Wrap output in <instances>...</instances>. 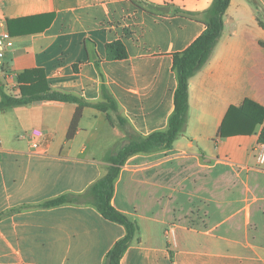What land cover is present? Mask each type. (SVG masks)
<instances>
[{"label": "crops", "instance_id": "crops-1", "mask_svg": "<svg viewBox=\"0 0 264 264\" xmlns=\"http://www.w3.org/2000/svg\"><path fill=\"white\" fill-rule=\"evenodd\" d=\"M252 1L258 9L229 0L221 37L190 79L184 133L121 167L111 205L137 232L119 264H264V163L256 160L264 121L251 135L218 136L230 107L245 99L264 107V0ZM212 2L0 0V32L14 41L0 60V91L18 98L17 76L42 70L53 91L89 104L70 140L73 103L0 111V264H106L123 226L90 199L44 204L87 193L127 133L166 129L177 85L172 56L206 29ZM115 41L126 59H105ZM102 88L116 113L93 107L104 102ZM33 130L42 134L35 149Z\"/></svg>", "mask_w": 264, "mask_h": 264}, {"label": "trees", "instance_id": "trees-1", "mask_svg": "<svg viewBox=\"0 0 264 264\" xmlns=\"http://www.w3.org/2000/svg\"><path fill=\"white\" fill-rule=\"evenodd\" d=\"M251 2L255 9L258 6ZM229 5V0H213L211 6L205 11L204 19L206 29L184 51L172 56V70L176 76V89L174 92V110L168 119L165 130L156 131L147 137L134 134L129 143L109 156L106 174L94 183L87 193L83 195H64L44 204L45 207L62 204H79L90 199L92 205L101 216L110 222L125 228V236L118 240L107 253L106 264H119V261L137 232V225L124 214L111 205L114 183L126 159L135 154L150 153L156 150L169 149L172 144L184 133L188 113V90L190 79L208 62L223 30V15ZM127 52L121 42L115 41L105 46V59L110 61L124 60ZM16 82L19 84L20 97L13 98L2 91L0 111L19 105H29L41 101H57L73 103L76 105L73 118L67 131L66 140L74 137L82 117L83 109L89 104L80 98L53 91L42 70H28L21 72ZM103 103L94 105L96 109L107 112L117 111V105L105 88L101 89ZM119 125L124 128L126 122L119 117ZM264 121V107L245 99L239 107H230L218 131L219 137L251 135L258 125ZM129 134V133H127ZM258 141L264 144V128L261 130Z\"/></svg>", "mask_w": 264, "mask_h": 264}, {"label": "built area", "instance_id": "built-area-1", "mask_svg": "<svg viewBox=\"0 0 264 264\" xmlns=\"http://www.w3.org/2000/svg\"><path fill=\"white\" fill-rule=\"evenodd\" d=\"M14 45L13 38L6 33L0 32V60L4 56V52L7 49L12 48ZM42 136L39 130H33L31 132V146L35 149L38 147V139ZM257 163L262 165L264 163V144H261L256 156ZM167 235H172L173 233L167 230Z\"/></svg>", "mask_w": 264, "mask_h": 264}, {"label": "rangeland", "instance_id": "rangeland-1", "mask_svg": "<svg viewBox=\"0 0 264 264\" xmlns=\"http://www.w3.org/2000/svg\"><path fill=\"white\" fill-rule=\"evenodd\" d=\"M108 112H110V111H108ZM116 113V112H115ZM129 137L132 139L133 137H134V134H132V133H129ZM115 149V151L118 149V146L116 147V148H114ZM114 151V152H115ZM114 152H112V153H114ZM111 156V155H110ZM108 155L105 157V160L107 161L108 160ZM108 168V167H107Z\"/></svg>", "mask_w": 264, "mask_h": 264}, {"label": "water", "instance_id": "water-1", "mask_svg": "<svg viewBox=\"0 0 264 264\" xmlns=\"http://www.w3.org/2000/svg\"><path fill=\"white\" fill-rule=\"evenodd\" d=\"M129 142L128 141H124L121 146H120V149L124 148L126 144H128Z\"/></svg>", "mask_w": 264, "mask_h": 264}]
</instances>
